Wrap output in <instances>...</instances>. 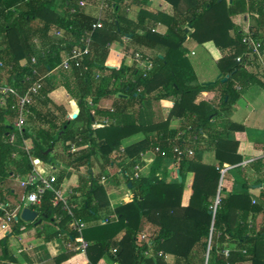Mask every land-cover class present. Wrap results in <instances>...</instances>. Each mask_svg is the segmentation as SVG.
I'll list each match as a JSON object with an SVG mask.
<instances>
[{"label":"trees","instance_id":"16d2710c","mask_svg":"<svg viewBox=\"0 0 264 264\" xmlns=\"http://www.w3.org/2000/svg\"><path fill=\"white\" fill-rule=\"evenodd\" d=\"M55 1L0 0V61L4 65L0 72L6 73L5 86L23 91L28 86L24 75H29L32 69L30 59L35 58L33 67L41 76L57 67L62 61V52L68 53L83 33L97 22L96 17L84 12L86 4L102 3L103 28L93 32L89 54L79 68L61 70V86L75 100L78 112L72 120L56 124L52 119L46 128L37 126L31 137L24 128L18 130L14 126L17 111L12 107L16 99L0 95L3 101L0 107V183L7 178H25L32 173L35 160L54 165L56 157H51V153L59 141L68 152L66 164L75 170H88L93 156L100 155L104 163L110 164L111 156L120 152L122 140L139 133L144 135L143 140L125 147L122 152L129 167L138 164L142 153L152 151L157 162L177 161L181 182L178 178L159 179L156 167L151 168L147 176L134 178L131 174L125 181L131 185L132 201L111 210L107 203L98 200L103 169L97 177L75 188V199L77 195L82 199L77 204H72V197L67 199L70 214L62 204H53L52 192H45L38 204L28 208L37 212L43 222L36 225L37 238L47 243L62 236L67 244L68 252L55 257L53 264H66L71 257L80 254L76 249L81 239L87 243L84 252L87 264H107L105 259L111 264H238L246 261L264 264L260 255L264 249V228L256 230L254 227L255 218L264 215V190L252 202L245 194L234 195L219 188L220 169L241 162L237 154L238 141L228 139L229 132L237 126L230 122L225 131L216 132L210 123L217 114L216 107L208 101L213 96L212 99L223 104H231L240 96V89L249 83L264 86L246 56L236 62L246 49L242 44L244 32L232 21L236 15H248L249 31L264 41V0H191L184 18H179L176 12L164 36L151 28H143L140 22L154 19L145 11L139 12L135 22L129 20L124 0H61V14L52 8ZM80 2L85 6L80 7ZM72 9L73 14L70 13ZM33 22H37L36 28L32 27ZM185 24L193 30L190 34L193 41L197 44L212 42L223 53L217 66L223 78L228 76L225 81L220 79L204 86L195 82L183 49L184 38L188 35L183 28ZM52 29L62 30L63 36L51 37ZM139 30L141 34L137 33ZM121 37H129L136 48L163 46L166 51L162 57L150 60L153 68L146 75L137 67L134 57L130 64L122 62L119 68L105 66L109 45L120 42ZM237 84L239 90L235 88ZM53 89L43 80L34 100L47 104V96ZM153 93H158L154 96L156 100L174 98L169 117L159 122L139 123L133 109ZM200 94L208 99L195 103ZM105 99H112L109 109L99 107ZM31 112L27 119L32 124L42 122L44 116L34 105ZM172 117L181 118L183 122L175 132L168 130ZM186 126L192 128L187 135L201 131L205 137L195 143H183L187 135L177 138V134ZM28 139L32 143L31 154L24 146ZM176 145L189 147L192 155L177 156L173 152ZM72 147L78 150L70 152ZM212 147L217 160L215 166L202 160L204 152ZM187 173L193 174V182L188 204L183 206L180 201ZM55 177L54 186L60 188L65 174ZM217 196L220 202L213 212ZM0 200L7 201L2 190ZM21 204L19 201L8 205L10 209L18 208V216L23 209ZM2 215L0 211V219ZM73 221L87 225L81 236L69 226ZM21 224L24 222L14 219L11 230L20 232ZM142 234H146L147 241L141 240ZM4 239L2 254L12 262L6 237ZM113 249L116 250L114 254ZM225 250L227 255L223 253ZM168 256L171 262L166 261Z\"/></svg>","mask_w":264,"mask_h":264},{"label":"crops","instance_id":"0c3cea01","mask_svg":"<svg viewBox=\"0 0 264 264\" xmlns=\"http://www.w3.org/2000/svg\"><path fill=\"white\" fill-rule=\"evenodd\" d=\"M226 1L230 2V0ZM124 4L126 7L125 12L129 20L135 22L139 12L145 11L152 15L154 19L140 22L143 28H151L156 34L164 36L168 31V25L171 23V19L174 18L175 13H178L179 18H184V12L188 5L192 4V1L124 0ZM102 6V3H88L84 7V12L88 16L97 18L99 14L101 15L103 10ZM52 8L56 13L61 14V0H56ZM232 21L243 32L249 30L250 22L248 15H236L232 17ZM32 27L36 28L37 22H33ZM183 28L187 29L188 32V35L184 38L183 49L185 50V58L190 63L195 75V82L204 86L214 84L220 79L223 81L224 78H228V76L223 78L217 66V62L223 53L219 52L212 42L197 44L190 37L193 30L186 24L183 25ZM56 31L62 30L52 29L50 36L55 37ZM141 32L139 30L137 33L141 34ZM35 43L39 44L37 39H35ZM165 51L166 48L163 46H156L151 49L136 48L131 44L129 37H121L120 42H113L109 45L105 66L119 68L122 62L130 64L135 53H139L142 57L144 55V58L151 60L155 56L162 57ZM227 52L226 50L224 53L226 54ZM64 56L65 52H62V58ZM24 63L25 61L23 60L22 64ZM248 70L250 69H247V72H249ZM61 73L62 71L55 67L53 70L43 74L45 76V83L54 89L47 96L49 100L47 104L42 103L39 99H36L34 102L35 109L44 117L42 122L33 124L27 119L24 130L31 137L34 136V131L37 126L46 128L48 122L52 119L56 124L64 120L73 119L77 104L74 99L72 100L65 88L61 86L63 82ZM6 78V73L0 72V86H5ZM235 88L239 90V85L237 84ZM157 94L153 93L146 96L143 102L137 103L134 107L133 113L139 123L148 124L168 119L174 98L169 97L156 100L154 96ZM209 98L211 100L208 101L215 105L217 113L210 121L214 130L216 132L225 131L230 122L237 126V129H232L229 132L228 139L238 141L237 154L241 158L240 163L223 168L225 171L221 174L219 188H224L226 192L234 195L245 194L253 202L258 198L260 192L264 190V86L259 83H249L245 88L240 89V96L231 104H223L217 99H212L213 96ZM204 99H208V96L200 94L196 98L195 103H199ZM111 102L112 99H105L100 103L99 107L109 109ZM1 106H3V101L0 99ZM53 106H57L60 109L56 110ZM75 126L78 127L80 124H76ZM182 126L183 122L181 118L172 117L169 119L168 130L175 132ZM143 138L144 135L139 133L122 140L120 152L111 156L110 164L104 163L100 155H97L92 157L91 167L88 170L85 168L75 170L66 164L69 158L68 152L65 151L66 156L64 154H61L63 156L54 155L56 157V163L54 165L34 162L32 172L43 176H52L51 174L54 173L57 176L59 173H64L65 178L61 183L60 189L67 199H71L72 197V204L74 202L77 204V201L80 202L82 198L77 195L78 197L75 199V188L80 183L97 177L104 169L105 173L101 175L99 180L102 191L99 193L98 200L103 204L107 203L110 209L114 210L118 206L131 202L133 199V194L130 190L131 185L125 179L127 177L129 178L131 174H134V167L130 168L129 161L123 158V149L143 140ZM24 146L28 153L31 154V151H29L32 147L30 139L24 141ZM71 150L70 152H73ZM51 157L53 156L51 155ZM214 157V147H212L210 150L204 152L202 160L207 165L215 166L217 165V160ZM136 166L139 167L138 173L140 177L147 176L151 168L156 167V175L159 179L174 180L177 178V161L163 159L157 162L156 156L152 151L142 153ZM22 179L21 177L13 179L7 178L0 183V190L5 194L8 203L15 204L22 201L24 194V190L20 185ZM192 182L193 174L187 173L184 178L182 200L180 201L183 206L188 204ZM37 220H39V215L34 222L23 221L24 224L19 226L21 230L18 233L11 229L7 230L2 228L0 223V264H53L55 257L68 252L67 244L62 236L47 243L43 242L41 238H37ZM40 220V224H43L42 219ZM254 227L256 230L262 227L264 228L263 214L255 218ZM5 237L8 243V254L13 258L12 262L4 258L2 254L1 247L5 241ZM232 247L230 246V248ZM260 255L264 259V249ZM104 262L111 264L107 259ZM66 264H87V259L84 253H80L71 257ZM238 264H251V262L246 261Z\"/></svg>","mask_w":264,"mask_h":264},{"label":"built area","instance_id":"2783aa9c","mask_svg":"<svg viewBox=\"0 0 264 264\" xmlns=\"http://www.w3.org/2000/svg\"><path fill=\"white\" fill-rule=\"evenodd\" d=\"M80 7H84L85 3L80 2ZM71 14L75 13L72 9L70 11ZM101 15L99 14L97 17V22L91 25V28L83 33V35L79 38L76 45H74L71 50L65 54L62 58V61L57 66L58 69L62 71H69L72 68H79L81 66V61L84 59L86 55L89 54L90 45L92 41V34L95 30L103 28V23L100 20ZM63 36L62 31H56L55 37L61 38ZM242 44L245 46L246 52L244 55L236 58V62L239 63L242 61L243 56L248 58V61L252 66L256 68V71L261 80L264 82V41L260 38L255 37L249 30L244 32V36L242 38ZM134 61L139 69H141L146 75V72L152 70L153 66L148 58H143L139 53L134 54ZM36 64L35 58L30 59V67L32 68L29 75H24V82L28 85L23 91H21L17 87L13 86H0V95H11L16 99V103L12 108H15L17 111V118L14 122V126L18 130H22L27 122V118L32 115L31 107L34 105V98L38 95L39 90L42 87V81L45 76L38 75V71L33 65ZM4 68L3 63L0 61V71ZM192 128L190 126H186L184 130L178 132L177 138H182L187 135V132H190ZM201 137H205V135L199 131L194 132L192 135H187L182 142H191L195 143L200 140ZM76 148L72 147L71 151H75ZM173 152L177 154V156L182 155H192V150L189 147H180L174 146ZM134 178H139V167L135 166L134 168ZM224 169H220V173H224ZM56 181L55 176H43L38 173L32 172L28 174L25 178L22 179L20 185L21 188L25 191L27 188H30L23 194L22 198V207L25 208L29 205H36L40 202V198L45 194V192H52L54 195L53 204L60 203L63 206V209L69 212L70 208L68 206L67 198L64 196L60 188H55L54 183ZM220 198L217 196L214 200V204L212 207L213 212L216 207L219 205ZM9 203L7 201L0 200V211L3 213L2 218L0 219L1 227L7 230L11 229V225L13 220L18 217L16 214L18 212V208H9ZM22 211V210H21ZM21 213V212H20ZM70 227L75 229L81 236L82 231L87 228V225L82 222H71ZM147 236L145 234L141 235L142 241H147ZM87 243L81 239V243L76 250H79L81 253H84L86 250ZM116 252L115 249L112 250L114 254ZM227 255L228 251L225 250L223 252Z\"/></svg>","mask_w":264,"mask_h":264},{"label":"water","instance_id":"95a60500","mask_svg":"<svg viewBox=\"0 0 264 264\" xmlns=\"http://www.w3.org/2000/svg\"><path fill=\"white\" fill-rule=\"evenodd\" d=\"M227 78H224L223 81H225ZM78 110H75V114L73 115V119L75 118L76 114H77ZM38 161L35 160V163H37ZM177 178L179 180V182H181V178L178 176V171H177ZM38 217V214L33 211L32 209L25 207L22 209L19 217H16L15 220H21L24 222H34L35 219ZM37 223L40 224L41 220H37Z\"/></svg>","mask_w":264,"mask_h":264},{"label":"rangeland","instance_id":"374dc122","mask_svg":"<svg viewBox=\"0 0 264 264\" xmlns=\"http://www.w3.org/2000/svg\"><path fill=\"white\" fill-rule=\"evenodd\" d=\"M61 154H64V156H66V154H65V150H64V148H63V145H62V142L61 141H59L57 144H56V147H55V149H54V151L52 152V156H56V155H59V156H63V155H61ZM52 176H56V173H54V174H51ZM173 178H174V176H173ZM77 203H78V201H77ZM205 258H206V256H205ZM171 260H172V258L170 257V256H168L167 258H166V261L167 262H171Z\"/></svg>","mask_w":264,"mask_h":264}]
</instances>
